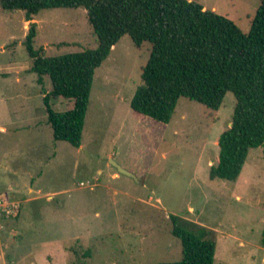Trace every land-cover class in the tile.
<instances>
[{"label":"rangeland","instance_id":"374dc122","mask_svg":"<svg viewBox=\"0 0 264 264\" xmlns=\"http://www.w3.org/2000/svg\"><path fill=\"white\" fill-rule=\"evenodd\" d=\"M190 1L244 33L262 2ZM32 22L33 47L46 57L98 45L82 8L42 10ZM28 28L22 10L0 7V126L6 128L0 191L7 192L0 202L8 205L0 213V264L176 262L181 244L170 215L206 231L215 243L214 264H264V147L249 150L235 181L209 176L218 138L232 121L233 94L218 111L181 98L168 124L135 113L130 101L150 45L138 49L124 36L95 71L81 145L74 148L52 138L43 104L51 86L46 78L38 85L29 71ZM68 103L50 99L55 112Z\"/></svg>","mask_w":264,"mask_h":264},{"label":"trees","instance_id":"16d2710c","mask_svg":"<svg viewBox=\"0 0 264 264\" xmlns=\"http://www.w3.org/2000/svg\"><path fill=\"white\" fill-rule=\"evenodd\" d=\"M3 10H22L29 23L24 46L29 71L38 85L51 86L43 104L54 141L81 145L85 114L95 71L124 36L134 46L150 45L141 70V85L130 101L137 114L168 124L179 99L218 111L225 95L235 98L231 126L218 138V159L211 179L235 181L249 150L264 147V0L244 33L232 20L205 10L190 0H0ZM86 11L96 38L95 49L46 57L34 49L36 23L42 10ZM68 100L67 110L55 112L50 99ZM171 234L181 244L176 262L156 264H214L215 243L202 228L170 215ZM262 243L264 244V227ZM86 250L83 257H89Z\"/></svg>","mask_w":264,"mask_h":264},{"label":"crops","instance_id":"0c3cea01","mask_svg":"<svg viewBox=\"0 0 264 264\" xmlns=\"http://www.w3.org/2000/svg\"><path fill=\"white\" fill-rule=\"evenodd\" d=\"M26 23H28V22H26ZM0 133H3V134H6V128L5 127H3V126H0ZM11 189L10 188H6V191H10ZM6 195H7V192H5V191H0V200H2V196L3 197H6ZM11 198H13L14 197V195L12 194L11 196H10ZM4 200V199H3ZM12 204H16V202H11Z\"/></svg>","mask_w":264,"mask_h":264},{"label":"water","instance_id":"95a60500","mask_svg":"<svg viewBox=\"0 0 264 264\" xmlns=\"http://www.w3.org/2000/svg\"><path fill=\"white\" fill-rule=\"evenodd\" d=\"M230 126H231V124H230ZM111 162L115 166V168L117 169V171H118L119 174H122V175H125L127 177H131V178L135 179V176L133 174L129 173L128 171H126L124 169H122L120 166H118L113 161H111Z\"/></svg>","mask_w":264,"mask_h":264},{"label":"built area","instance_id":"2783aa9c","mask_svg":"<svg viewBox=\"0 0 264 264\" xmlns=\"http://www.w3.org/2000/svg\"><path fill=\"white\" fill-rule=\"evenodd\" d=\"M14 206V205H13ZM2 207H8V205H5L4 203H2V202H0V213L1 212H4L5 210V208H2ZM17 207V206H16ZM6 213L8 214V211H6Z\"/></svg>","mask_w":264,"mask_h":264}]
</instances>
